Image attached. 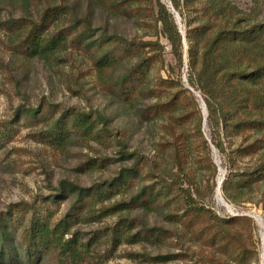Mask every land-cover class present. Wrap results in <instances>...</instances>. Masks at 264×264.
I'll return each mask as SVG.
<instances>
[{"label":"rangeland","instance_id":"rangeland-1","mask_svg":"<svg viewBox=\"0 0 264 264\" xmlns=\"http://www.w3.org/2000/svg\"><path fill=\"white\" fill-rule=\"evenodd\" d=\"M63 2L71 5L81 18H88L91 23L89 32L80 42L72 39L75 34L71 35L66 47L55 53L37 56L26 53L19 46L23 32L14 21L35 20L48 5ZM155 2L114 0L116 5L107 8L93 0H0V122H15L10 140L0 143V211H8L14 203L35 201L40 205L44 201L58 200V218L63 217L77 199V192L71 190L73 184L88 187L108 181L121 185L124 181L123 171L135 161L130 155L133 151L141 152L161 168L176 170L175 150L179 142L186 159L187 175L195 187L204 189L214 181L217 183L214 197L204 200L206 207L221 219L233 216L252 219L255 224L252 231L256 247L254 257L240 256L235 242L224 240L221 245L215 244L213 236L216 227L205 217H198L189 227L186 226L184 205L187 198L181 189L176 188L167 200L169 204L161 202L149 210L137 208L97 220L89 213L90 205H86L72 231L79 232L84 241L98 232L96 236L99 242L78 264H264V181L252 186L249 193L240 197V201H232L224 196L223 183L228 169L224 155L211 143L207 109L199 91H194V94L203 111V136L198 131L193 104H189L187 114L182 115L183 109H177L171 114L160 111L150 118H142V111L159 98L145 95L134 104H124L101 86L102 78L97 75L94 58L99 55L97 45L105 30L128 39H160L166 46V66L159 71L157 63L152 77L155 78L159 72L164 78L169 76L168 65L175 64V57L168 40L156 25ZM233 3L244 19L252 22L264 20V0H233ZM175 14L184 36L187 56L186 24L179 13L175 11ZM71 19L72 15L58 22L57 26L53 25L51 31L69 25ZM82 29L80 27L79 31ZM136 59L120 63L105 80L117 79ZM171 75L176 80L179 78L174 73ZM187 77L185 70L182 83L188 87ZM156 83L169 90L174 88V84ZM47 104L57 109L50 122L39 116L35 122H26L25 112L37 111L36 114H40L39 107ZM67 110L103 114L107 123L99 126L103 135L101 141L86 142L74 134L65 145L57 146L39 139L37 133L47 129ZM203 138L207 139L209 147ZM241 143H244L242 138L235 140V146ZM90 158L98 159L99 163L104 159L105 165L86 169L84 163ZM262 158L264 149L238 161L237 167L253 166ZM213 166L217 168L214 178ZM220 180L223 182L221 196L217 192ZM63 182L67 183L68 192L61 194ZM147 183L146 176L142 175L130 190H119L114 199H128ZM187 186L188 183L183 181V187ZM121 217L136 218L149 227L166 229L168 237L158 244L142 242L116 246L110 238V229ZM242 225V222H238L234 226L240 229ZM24 227L25 222H22L10 232V239L22 260L19 264H26L21 240ZM135 253L147 254L152 258L141 260ZM158 256L164 259L153 258ZM40 264L60 263L56 255L44 254Z\"/></svg>","mask_w":264,"mask_h":264},{"label":"trees","instance_id":"trees-1","mask_svg":"<svg viewBox=\"0 0 264 264\" xmlns=\"http://www.w3.org/2000/svg\"><path fill=\"white\" fill-rule=\"evenodd\" d=\"M93 1L107 8L116 5L114 0ZM155 6L156 25L168 40L175 57V64L168 65L169 76L164 78L159 72L155 78L152 77L157 63L159 71L166 66V46L160 39H128L105 30L97 45L99 55L94 58L97 75L102 78L101 86L124 104H134L145 95L159 98L142 111V118H150L160 111L171 114L177 109H183L182 115L187 114L189 104H193L198 131L203 136V111L194 94V91H199L206 104L211 143L224 155L228 169L223 183L224 196L232 201H240V197L249 193L252 186L264 181V158L253 166L237 167L238 161L264 149V20L252 22L244 19L233 0H156ZM175 11L186 24L187 56ZM71 15L73 19L69 25L51 31L53 25L57 26L58 22ZM14 23H18V29L23 32L19 46L32 56L61 50L73 34L75 37L72 39L80 42L91 29L88 18H81L66 2L48 5L35 20L17 19ZM80 27L83 28L81 31ZM135 58L134 64L117 79L105 80L120 63ZM185 70L188 87L182 83ZM173 73L178 75L177 80L172 77ZM156 81L174 84V88L169 90L157 85ZM38 110L40 114H36L37 111L25 112L26 122H35L38 116L50 122L57 109L47 104ZM14 123L12 120L0 122V143L10 140ZM106 123L107 118L100 112L67 110L37 136L57 146L65 145L74 134L86 142H100L103 135L99 126ZM238 138H242L244 143L235 146ZM203 139L209 147L207 139ZM130 155L135 161L123 171L124 181L121 185L108 181L88 187L73 184L71 190L77 192V199L63 217L58 218V200L44 201L40 205L35 201L14 203L8 211H0V264L22 262L10 239L11 230L22 222H25L21 240L26 264H40L44 254L56 255L60 264H78L99 242L96 236L98 232L84 241L79 232L72 231L86 205H90L89 213L97 220L137 208L149 210L161 202L169 204L167 200L176 188L181 189L187 198L184 205L186 226L189 227L198 217H205L216 227L213 236L215 244L221 245L224 240L235 242L240 256L254 257L256 247L252 231L255 224L252 219L246 216L221 219L206 207L204 200L214 197L217 183L214 181L204 189L195 187L187 175L186 159L179 142L175 150L176 170L161 168L139 151H133ZM104 162V159L99 163L98 159L90 158L84 167H101L105 165ZM212 170L214 178L216 166ZM142 175L146 176L148 183L138 193L128 199H114L119 190H130ZM181 180L187 182L188 186L183 187ZM66 184L63 182L60 187L61 194L68 192ZM97 206L99 208L94 211ZM238 222L243 223L240 229L234 226ZM110 233L116 246L142 242L158 244L168 237L166 229L149 227L136 218L123 217L111 227ZM134 255L145 261L152 258L147 254ZM153 258L164 259L163 256Z\"/></svg>","mask_w":264,"mask_h":264},{"label":"bare ground","instance_id":"bare-ground-1","mask_svg":"<svg viewBox=\"0 0 264 264\" xmlns=\"http://www.w3.org/2000/svg\"><path fill=\"white\" fill-rule=\"evenodd\" d=\"M221 185H222V182H221V180H220V181H219V184H218V188H217V189H218L217 192H218V195H219V196H221V187H222ZM223 200H224V199H223ZM226 205H227V204H226ZM257 218H258L259 220H261L260 217H257Z\"/></svg>","mask_w":264,"mask_h":264},{"label":"water","instance_id":"water-1","mask_svg":"<svg viewBox=\"0 0 264 264\" xmlns=\"http://www.w3.org/2000/svg\"><path fill=\"white\" fill-rule=\"evenodd\" d=\"M204 105H205V107H206V104H205V103H204ZM205 107H204V108H205ZM222 183H223V182H222ZM221 186H222V185H221Z\"/></svg>","mask_w":264,"mask_h":264}]
</instances>
